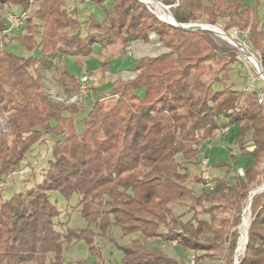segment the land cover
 <instances>
[{
	"label": "trees",
	"instance_id": "16d2710c",
	"mask_svg": "<svg viewBox=\"0 0 264 264\" xmlns=\"http://www.w3.org/2000/svg\"><path fill=\"white\" fill-rule=\"evenodd\" d=\"M80 1L104 7V19L91 13L81 20L65 0H0V44L8 45L5 7L32 6L11 39L42 51L39 57H25L0 47V115L6 113L5 124H0V264H65L66 246L79 240L102 257L96 238L118 244L113 226L123 237L140 235L119 245L123 255L115 264H186L163 248L146 245L157 238L176 242L199 263L211 264L218 258V245L229 237L228 253L220 259L231 264L225 260L232 259L238 242L244 202L264 177V104L258 102L257 89L226 84L240 51L218 42L208 30L161 20L140 0H112V6L106 0ZM158 1L177 4L171 10L179 22L216 25L222 19L227 34L244 31L264 70V22L255 8L244 7L241 0ZM152 35L164 51L140 57L136 76L116 78L108 91L96 93L91 106L82 100L56 102L47 94L42 73L54 66L67 96L79 90L80 81L61 62L63 56L81 62L96 43L125 48L148 43ZM83 112L79 132L76 116ZM233 125L239 127V155L250 156L252 164L243 167L244 177L238 172L232 178L228 173L199 177L204 187L196 191L188 184L193 178L189 165L202 164L199 147L217 130ZM49 138L54 141L43 179L4 198L6 179L22 173L34 147ZM217 166L231 169L227 163ZM209 180L215 181L213 189L206 186ZM53 190L67 199L79 196L77 208L86 227L61 221V211L50 199ZM175 205L186 210L177 211ZM188 212L193 214L185 219ZM239 264H264V192L253 196Z\"/></svg>",
	"mask_w": 264,
	"mask_h": 264
},
{
	"label": "rangeland",
	"instance_id": "374dc122",
	"mask_svg": "<svg viewBox=\"0 0 264 264\" xmlns=\"http://www.w3.org/2000/svg\"><path fill=\"white\" fill-rule=\"evenodd\" d=\"M67 6H75L77 7L78 13L77 16L79 19H87L88 15L94 13L98 19H101L104 14V7L101 5L92 2L89 3H73L69 0H65ZM244 7H250L251 9H256L259 18L264 17V0H241ZM260 3V5H259ZM70 4V5H68ZM107 6H110L106 4ZM156 10L163 14L162 10L158 7V5L154 4ZM9 10H13L16 12L21 11L19 6L5 7L3 10V17L7 14ZM189 23H199V22H189ZM210 24V23H203ZM215 25V24H213ZM224 21L222 19L218 20V23L215 25L223 30ZM20 31H14L13 33H8L9 36L5 39V43L7 46H2L1 48H6L7 50L21 56H40L42 54L41 50L31 51L28 50L18 38L12 37L16 36ZM227 33V32H226ZM246 34L244 31L230 30V34H228L234 40L240 41L244 46H246L252 53L253 50L249 48V45L246 42ZM218 42L226 41L224 38L217 36L213 33ZM154 36V35H153ZM154 39L156 37L154 36ZM158 43V42H157ZM230 44V43H229ZM232 45V44H231ZM157 48H150L148 46L134 45L133 51L131 55L123 54L122 51H119L120 48L112 47L109 48L108 51H104L102 47L98 44L93 46L92 53L88 56L82 58L80 62L75 56L65 55L61 59V62L64 63L68 70H70L76 78L80 79L83 73L86 71L84 66L89 67V95L85 98H80L87 107L91 106L94 94L93 89L97 93L108 91L113 84V79L118 75L121 69L130 68V66L134 63H138L139 59L143 55H157L164 51V45L158 43ZM124 49V48H123ZM238 49V48H236ZM239 50V49H238ZM240 51V50H239ZM256 56V54H254ZM108 56L105 60V57ZM257 58V57H256ZM258 59V58H257ZM230 79L227 80L226 84H235V86L239 88H246L252 81L259 88L264 89V79L259 74L257 68L252 64V62L248 59V57L240 51L239 61L236 62L233 66V70L229 73ZM43 80L46 87V92L49 97L56 102H66V103H74L71 101V98L74 96H67L62 87L58 84L57 78V66L52 67L49 70H45L42 73ZM91 97V98H90ZM86 112L81 113L76 116V127L79 132H81L84 128L82 118L85 116ZM6 113L5 111L0 115V124L4 125L6 122ZM239 127L238 125H233L231 129H229L227 134H222L221 129L215 132V135L212 139L204 142L202 144V149L200 153V159L203 157V153H205L206 157L209 159L208 165L205 167L203 164H190V170L192 173V180L188 182V184L195 189L196 191H201L204 187L202 182H199V177L204 178H217L224 176L228 173V177L232 178L237 175V171L243 167H249L253 160L250 156L239 155L240 148L236 142L238 137ZM54 138H49L48 142L43 145H37L34 147L32 153H30L28 164L22 170V173H15L14 175L8 177L6 179V185L4 186L3 196L4 198L11 197L15 192H19L21 190H25L31 188L36 183L40 182L42 178V172L44 168L48 166L49 159L51 157V146ZM211 143L212 147L209 148L208 144ZM249 150L253 147L248 145ZM233 155H237L233 157ZM30 162V163H29ZM219 163H227L231 166L229 170L228 167H220L217 166ZM262 166H264V160L262 161ZM229 170V171H228ZM198 178V179H197ZM264 184V177L260 184L255 186L249 193L246 198L243 206V211L241 213L240 224L237 226L238 230V242L235 246L232 259L225 260V263L230 261L231 264H239L240 258L243 254L245 244L237 256V246L241 237V229L243 223V217L245 214L246 208L250 204V196L252 192L260 188ZM3 185V182H2ZM207 188V187H206ZM264 192V190L262 191ZM261 193V192H260ZM259 194V193H258ZM50 199L54 202L59 210L61 211L60 219L63 222H67L69 227L72 228H84L87 225L86 220L82 216L80 210L77 208V203L79 200V196L74 194L70 199H67L63 194L58 191L50 192ZM253 201V198H252ZM250 204L249 211L247 213V225L245 227L246 236L248 235V228L251 220V205ZM209 207V206H208ZM177 211L186 210V207H181L175 205L174 207ZM193 212H188L185 219H188L192 216ZM200 218L208 219L209 215L206 213H200ZM236 228H232L234 230ZM111 232L116 238L118 244L114 241H111L108 237L97 236V245L99 246V251H101L102 257H99L98 254L92 253L89 245L85 240H79L77 242H72L68 244L65 248V264H77L80 260H83L86 264H105L110 262L115 264L116 261L120 262L122 258V251L119 245H124L128 243L132 238L139 237V233L132 234L130 236L123 237L120 228L113 226L111 228ZM231 238H227L223 244L218 245V249L214 252L216 254V261L211 264H222L220 257H223V254L228 253V247ZM247 241V237H246ZM146 245L148 247H152L155 249L163 248L167 253L178 256L180 259L184 260L186 264H192V259H195L193 253L186 249L185 247L174 244V243H165L161 239H153L146 241ZM98 251V250H97ZM204 251H200L202 254ZM213 252V251H210ZM196 263H199L195 259ZM35 264V263H32Z\"/></svg>",
	"mask_w": 264,
	"mask_h": 264
},
{
	"label": "built area",
	"instance_id": "2783aa9c",
	"mask_svg": "<svg viewBox=\"0 0 264 264\" xmlns=\"http://www.w3.org/2000/svg\"><path fill=\"white\" fill-rule=\"evenodd\" d=\"M142 2H144L148 9L153 12L158 18H160L161 20H165L162 16L161 13H159L154 4L157 2L154 0H140ZM158 5V4H157ZM177 5V4H174ZM173 6V5H172ZM32 6H30L27 9L21 10L19 12H15V11H8L5 18H6V22H7V29L5 30V32L7 33H13L14 31L20 30V28L25 24L26 20L28 19V17L31 15L32 13ZM2 46V43L0 44V47ZM89 74L86 72L84 73L81 78L79 79L80 81V85H79V90L77 92V94H74V96L71 98L72 102H78L80 100V98H85L89 95ZM248 91H253V90H258V102L260 104H264V91L262 88H259L258 86H256V84L254 83V81H252L246 88ZM230 127L229 126H224L221 128V133L222 134H227L229 131ZM208 147L211 148L212 144L209 143ZM200 152L202 149V145L199 147ZM202 164L206 167L209 163V159L206 157L205 153H203V157L201 159ZM239 176L244 177L245 176V171L243 168H240L238 171ZM2 186V183H0V187ZM206 186L210 189H213L215 186V181L213 180H209L206 183ZM174 244H176V242H174ZM109 264V263H106ZM192 264H198L196 263L195 259H192Z\"/></svg>",
	"mask_w": 264,
	"mask_h": 264
},
{
	"label": "water",
	"instance_id": "95a60500",
	"mask_svg": "<svg viewBox=\"0 0 264 264\" xmlns=\"http://www.w3.org/2000/svg\"><path fill=\"white\" fill-rule=\"evenodd\" d=\"M157 2V4H159L160 6H162L164 8V10L166 11V13L170 14L175 22L172 23V22H169L167 20H164L165 22L173 25V26H176V27H180V28H183V29H190V30H197V29H202V30H208L212 33H214V31L212 29H210L208 26H214L213 24H203V23H182V22H179L175 16L173 15L172 11H171V5H166L164 3H162L161 1H158V0H154ZM222 33L226 36L224 38V40H226L227 42H229L230 44H232L233 46H235L236 48H238L240 51H242L247 57L248 59L252 62L251 60V56L255 58V62H252V64L257 68L258 72L261 74V77L263 78L264 77V70L259 62V60L256 58V56L254 55V53H252L250 50L247 51V53H245V50H244V47H243V44L240 42V41H237V40H234L233 38H231L224 30H222ZM264 190V184L260 187V188H257L255 189L253 192H252V195L250 196V204H251V201H252V198L254 195L262 192ZM250 204H249V207H250ZM246 211V210H245ZM238 262H236L237 264Z\"/></svg>",
	"mask_w": 264,
	"mask_h": 264
},
{
	"label": "crops",
	"instance_id": "0c3cea01",
	"mask_svg": "<svg viewBox=\"0 0 264 264\" xmlns=\"http://www.w3.org/2000/svg\"><path fill=\"white\" fill-rule=\"evenodd\" d=\"M69 1H71V2H73V3H89L90 1H80V0H69ZM106 3L105 4H108V5H110V6H112V0H106L105 1ZM92 3V2H91ZM68 5H70V4H68ZM259 5H260V3H259ZM172 6V5H171ZM173 6H176V5H173ZM172 6V7H173ZM71 9H72V11L77 15V13H78V8L77 7H75V6H69ZM171 7V8H172ZM172 11V10H171ZM104 17H105V13L103 14V17L101 18V19H99V20H103L104 19ZM261 21L262 22H264V17H262L261 18ZM159 43V45L160 44H163L161 41H157V40H155L154 39V36L152 35L151 36V41L150 42H148V43H143V42H133V43H130V44H128L124 49L123 48H121V45L120 44H114V45H109V46H102L100 43H96V44H98L100 47H102L103 48V50L104 51H108V49L109 48H112V47H118V48H120L119 49V51H122L123 52V54H128V55H131L132 53V51H133V47H134V45H141V46H148V47H150V48H152V49H154V48H157L158 46H156V45H158V43ZM95 45V44H94ZM93 45V46H94ZM165 48V47H164ZM144 56V55H143ZM142 57V56H141ZM107 58H109L108 56H106L105 57V60L107 59ZM136 64L137 63H134V64H132L131 66H130V68H123V69H121L120 70V72L118 73V75L113 79V81L116 79V78H118V77H120V78H122V79H131V78H134L135 76H136V74H137V71H136V68H135V66H136ZM85 67V72L84 73H88L89 74V67L88 66H84ZM83 73V74H84ZM90 75V74H89ZM92 92H93V94H94V96L96 95V91H95V89H93L92 88ZM91 98V97H90ZM92 99H94V98H92Z\"/></svg>",
	"mask_w": 264,
	"mask_h": 264
},
{
	"label": "bare ground",
	"instance_id": "6f19581e",
	"mask_svg": "<svg viewBox=\"0 0 264 264\" xmlns=\"http://www.w3.org/2000/svg\"><path fill=\"white\" fill-rule=\"evenodd\" d=\"M158 7L162 10V12H163V14H162V16H163V18L165 19V20H167V21H169V22H172V23H174L175 22V20H174V18L170 15V14H168V13H166V11L164 10V8L162 7V6H160L159 4H158ZM172 18V19H171ZM210 29H212L213 31H214V34L215 35H217V36H220V37H222V38H225L226 36L222 33V29L221 28H219V27H217V26H208ZM243 47H244V50H245V53H247V51H249V49L246 47V46H244L243 45ZM251 60H252V62H255V58L254 57H252L251 56ZM256 63V62H255ZM260 74V73H259ZM261 75V74H260ZM263 79H264V77H263ZM249 206L246 208V211H245V214H244V217H243V223H242V231H241V237H240V240H239V243H238V246H237V256L239 255V253L241 252V250H242V248H243V246H244V244H245V242H246V231H245V227H246V225H247V213H248V211H249Z\"/></svg>",
	"mask_w": 264,
	"mask_h": 264
}]
</instances>
